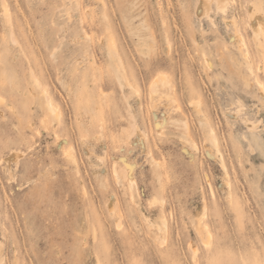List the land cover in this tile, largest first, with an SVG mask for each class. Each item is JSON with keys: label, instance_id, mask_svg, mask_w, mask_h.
Instances as JSON below:
<instances>
[{"label": "rangeland", "instance_id": "obj_1", "mask_svg": "<svg viewBox=\"0 0 264 264\" xmlns=\"http://www.w3.org/2000/svg\"><path fill=\"white\" fill-rule=\"evenodd\" d=\"M207 2L0 0V264H264V0Z\"/></svg>", "mask_w": 264, "mask_h": 264}, {"label": "bare ground", "instance_id": "obj_2", "mask_svg": "<svg viewBox=\"0 0 264 264\" xmlns=\"http://www.w3.org/2000/svg\"><path fill=\"white\" fill-rule=\"evenodd\" d=\"M207 0H201V4L203 5V7H207L208 4H207ZM217 3L218 5L221 6V8H224L226 6V3H227V0H217ZM252 24H253V27H254V36L256 38V40L258 42H260V39L259 38V34L263 33L264 32V14H261V13H257V12H254L253 13V16H252ZM235 35L236 37H241V34L238 32V31H235ZM242 40V39H240ZM242 42V41H241ZM245 55H247V52L245 51L244 52ZM247 68L249 70V72H252V67L250 64H247ZM158 76V75H157ZM156 78L153 79L152 83H151V87L152 89H155V87L157 86V83L160 82L161 85H165L167 84V80L166 78L164 77V75L162 76H158ZM261 87V86H260ZM43 99H44V103H45V106L46 108L49 110L50 113L52 114H55L57 117L60 116V112H59V108L56 106V104L53 102L52 98L50 97L49 93L43 89ZM213 141H215V139L213 138ZM16 152V151H15ZM11 155V154H10ZM16 155L15 154H12L11 156H9V159H13L15 158ZM8 160V159H7ZM124 160V159H123ZM127 162V161H126ZM120 165V164H119ZM127 165V164H126ZM224 165V164H223ZM115 168V167H114ZM128 168V167H127ZM121 170V169H119ZM123 170V169H122ZM121 170V171H122ZM129 170V169H128ZM116 171V170H114ZM120 171V172H121ZM118 172V171H116ZM127 172V171H126ZM128 173V172H127ZM122 174H125V171L122 173ZM132 174V173H131ZM119 175V174H117ZM130 175V174H129ZM123 177H129L127 174H125V176ZM131 178V177H130ZM134 179V177H133ZM133 179H127L129 182H133ZM164 223V221H163Z\"/></svg>", "mask_w": 264, "mask_h": 264}, {"label": "snow or ice", "instance_id": "obj_3", "mask_svg": "<svg viewBox=\"0 0 264 264\" xmlns=\"http://www.w3.org/2000/svg\"><path fill=\"white\" fill-rule=\"evenodd\" d=\"M260 86H261L262 88H264V84H261Z\"/></svg>", "mask_w": 264, "mask_h": 264}]
</instances>
